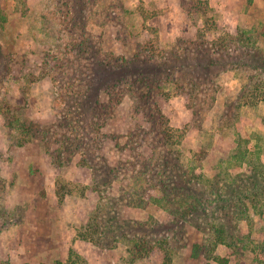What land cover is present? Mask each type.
<instances>
[{"label":"rangeland","instance_id":"1","mask_svg":"<svg viewBox=\"0 0 264 264\" xmlns=\"http://www.w3.org/2000/svg\"><path fill=\"white\" fill-rule=\"evenodd\" d=\"M0 8V104L32 129L20 133L0 110V264L64 263L71 248L85 264H264L255 206L264 193L249 194L264 186L252 170L264 163V100L250 97L264 85V0H0ZM240 30L245 45L223 42ZM236 132L252 151L229 169L247 184L237 225L248 246L195 255L212 210L182 215L153 202L162 165L148 173L144 201L132 175L159 154L185 184L191 170L217 177L221 189L199 195L210 208L237 194L220 173ZM92 218L105 239L78 235ZM143 236L167 243L136 250Z\"/></svg>","mask_w":264,"mask_h":264},{"label":"trees","instance_id":"2","mask_svg":"<svg viewBox=\"0 0 264 264\" xmlns=\"http://www.w3.org/2000/svg\"><path fill=\"white\" fill-rule=\"evenodd\" d=\"M5 19L6 16L3 10L0 8V23H4ZM245 40H249V38L245 35V32H242L240 30L235 35L231 34L227 38L225 37L223 39V42L231 41V43L245 45ZM118 67L119 69H121L122 65H118ZM250 91L251 99L261 98L264 100V85H259L256 89L254 87L253 91ZM242 97H247L245 95V92L242 94ZM0 110L4 113L6 118L11 117V120L8 122V124L12 128H15L20 133L29 134L30 132H32V129L26 124V122H22L17 117L14 118V112L10 105L3 108V106H1L0 104ZM163 133L164 137L168 141L172 139V136H174L169 126L164 127ZM236 134L237 138H235L236 140L234 139L236 141L235 150L234 152H232L228 159L222 161L226 162V166H222L220 168V173L225 174L226 176L231 178L230 180L232 181L231 184L233 186V192H237V194H234L232 197L227 196L225 198L220 194V197H217L216 203H214V205H212V207L210 208H202V205L204 203L202 204V199H200L201 197L199 198V195L201 196L204 192H207L206 189L213 192L215 191V189H221V186L217 185L219 183L217 181V177H215L214 179L212 178V176H206V174L204 173L199 175L195 171L191 170L184 176L187 177V185V183L185 184L183 181H179L177 179V174H174L176 165L169 161L165 156H159V154H156V157L155 155H152L146 158L147 165L145 166V168L132 175V182L130 185L137 188V195L141 200L144 201L145 198L142 194L150 183L147 175L153 168V166H155L156 164H158V166L162 165L164 169L157 172L160 176V187H158V184L154 186L156 190L159 189V194L150 196L153 202L159 203L163 206H167L168 208L170 207L169 203L176 204V208L179 207V209L183 213L182 215H185V213L188 212L190 213L195 211H205V213H209V211L212 210L210 222L208 224L209 226L207 228L208 236L206 244L205 246L196 244L194 247L195 255H198L203 247H205V251L207 253L209 251H212L213 249H216V247L220 244L233 248V250L237 253L239 250L244 249L248 246V242H245V239L247 238L241 234L237 225V222L240 220V218H242L243 215L247 214L246 201H243V197H241L243 193H247L245 190V188L247 189V184H239L236 178H233L235 176L229 169L235 167L236 164L244 165V162L248 161V155H250V152L252 153V151L248 146V139L243 138L239 132H236ZM30 139L32 138L29 136L26 140L30 141ZM24 141L25 140H21L19 138L17 143L19 145H23ZM252 170L253 172H255V175H260V177L264 178V163H262L261 161H258L257 164L252 165ZM260 177L256 176V178ZM261 180L255 183L256 187H258V190L252 192L250 191L249 194L260 195L264 193V186L261 184ZM190 182H193V185ZM240 201L243 202V205L245 207L244 210H241L242 205ZM255 206L258 207L260 213H264V202H262V204H255ZM225 218H227L228 221H226ZM98 228L100 227L97 220L95 218H92L90 220V223H88L83 230H78V235L80 236V238L87 240L91 238L90 234L92 233V231H99ZM98 234L100 235L98 236V239L99 237H102V239L106 238L104 232L99 231ZM92 239H94V235ZM132 241L134 240H130V242ZM166 241V238L153 239V241H151V239L143 236L141 238H137L134 242H138L136 243L135 247L136 250H138L139 246H142L143 248H152L158 244L163 246L164 243H167ZM165 258L168 261L170 259L169 255H166ZM213 258L217 259L218 261H222V258L219 256H214ZM55 264H85V261H83L82 256L78 252H75V250L71 248L66 262L63 263L62 261H57Z\"/></svg>","mask_w":264,"mask_h":264}]
</instances>
